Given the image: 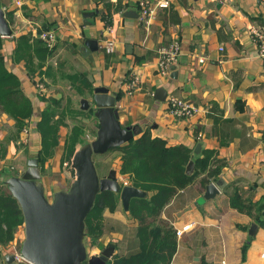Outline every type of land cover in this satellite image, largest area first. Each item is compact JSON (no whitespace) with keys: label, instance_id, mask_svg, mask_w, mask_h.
Segmentation results:
<instances>
[{"label":"crops","instance_id":"1","mask_svg":"<svg viewBox=\"0 0 264 264\" xmlns=\"http://www.w3.org/2000/svg\"><path fill=\"white\" fill-rule=\"evenodd\" d=\"M140 1L0 0L12 29L10 36H2V53L34 103L26 132H18L15 121L0 112V186L24 172L29 159L39 152L41 136L35 127L47 106L39 99L35 77H30L23 61L13 58L17 38L24 34L38 38L52 29L56 35L52 52L35 56L43 62L47 84L68 81L82 94L80 100L92 97L95 87H107L117 96L120 123L136 127L135 137L149 128L169 146L191 147L194 157L214 149L226 159L220 177L210 181L221 185L213 198L205 197L208 184L200 175L164 207L161 218L174 227L175 234L188 226L181 236L176 234L177 250L170 264H264V229L257 224L251 234L256 222L229 202L236 191L248 201L264 196V59L254 37L256 31L264 34V0H168L169 6L158 7L149 25L141 20ZM107 3H112L110 10ZM173 11L179 22L172 19ZM87 39L97 40L98 50L89 51ZM174 39L181 45L176 68L168 76L160 75L158 48ZM106 40L114 42L112 53L103 48ZM72 75L78 80L72 82ZM161 87L167 92L162 101L155 97ZM173 97L189 101L198 111L188 117L174 114ZM87 110L96 123V135L98 119L92 108ZM110 152L116 156L106 171L114 168L118 177L128 180V175L120 173L119 152L105 154ZM41 174L50 199L54 192L66 189L55 180L47 182ZM119 204L125 221L121 220L119 230L108 228L106 216L119 212ZM103 215L105 232L97 243L104 248L114 245L110 261L137 252V222L120 199L115 211L105 210ZM24 235L20 226L10 243L0 244V264H17L7 261V256L13 254V246L22 244ZM251 236L243 255L242 247ZM88 242L90 255L104 249L100 243Z\"/></svg>","mask_w":264,"mask_h":264},{"label":"trees","instance_id":"2","mask_svg":"<svg viewBox=\"0 0 264 264\" xmlns=\"http://www.w3.org/2000/svg\"><path fill=\"white\" fill-rule=\"evenodd\" d=\"M108 10L112 3L106 4ZM172 19L179 22L177 12L173 11ZM13 58L23 61L30 77L44 76L42 61H36V54L51 53L40 38H33L31 34L20 35ZM3 37L0 34V112L10 116L15 121L18 132L26 127L34 112V103L25 93L19 76L8 69L2 53ZM51 75V69H48ZM78 80L77 75L70 79ZM41 101L47 103L35 130L41 136V148L35 155L39 159L41 171H44L45 161L52 157L60 143V128L65 124L67 112L76 116L81 113L61 104V100L47 98L38 94ZM68 108V109H67ZM216 111V109L212 110ZM217 112V111H216ZM84 124L75 125L64 141V158L71 166L78 145L87 143L83 139ZM120 154V173L128 175L129 185L146 192L145 197H134L128 209L132 218L137 222L136 237L139 241V250L125 257L115 260L117 264H170L177 250L175 229L170 223L161 218L164 207L176 193L192 182L196 177L203 175V184L217 180L223 168L227 165L224 158H220L214 149H205L200 157H194L192 148L183 144L169 146L167 141L154 137L148 128L134 137L125 145L115 148ZM194 161V172L187 174L189 162ZM71 169H73L71 167ZM73 171H75L73 169ZM120 196L114 191H103L96 197L95 204L85 220V240L92 245L104 248L103 243H97L104 235V211H115ZM230 206L249 215L261 228L264 229V196L257 201L244 199L238 191L229 197ZM24 224V217L17 199L13 196L7 183L0 186V244L10 243L16 230ZM254 236V235H253ZM251 236L243 245L245 255L253 238Z\"/></svg>","mask_w":264,"mask_h":264},{"label":"water","instance_id":"3","mask_svg":"<svg viewBox=\"0 0 264 264\" xmlns=\"http://www.w3.org/2000/svg\"><path fill=\"white\" fill-rule=\"evenodd\" d=\"M0 34L10 36L12 29L0 5ZM89 51L98 50L95 39H87ZM173 65L171 69H175ZM167 92L158 88L155 97L165 100ZM117 96L110 94L104 86L95 87L91 99L83 98L81 108H92L98 119L96 137L77 149L72 157L71 167L75 179L68 189L53 193L50 199L42 179L40 162L37 157L29 159L27 168L20 175H12L7 185L17 199L24 217V239L21 244L23 257L31 264H117L110 259L114 245L104 248L98 255H89L85 242V220L93 208L99 193L109 190L120 196L125 210L134 197H145L146 192L132 185H122L116 169L105 175L98 174L94 154H103L121 147L137 134L134 126H122L116 107ZM187 174L194 172V161L187 165ZM221 185L210 182L205 197L213 198ZM258 225L252 224L250 233L255 234ZM14 254L7 261L14 262Z\"/></svg>","mask_w":264,"mask_h":264},{"label":"rangeland","instance_id":"4","mask_svg":"<svg viewBox=\"0 0 264 264\" xmlns=\"http://www.w3.org/2000/svg\"><path fill=\"white\" fill-rule=\"evenodd\" d=\"M47 31H49V30H47ZM39 35H38V38H39ZM43 42L46 44L45 41H43ZM49 48H51V47H49ZM35 78L38 82H40L44 86V89L39 92L40 94L44 95L46 92L47 98L59 99V100H61L60 101L61 104L66 105V107H68V106L70 108L77 107V108L81 109L82 103H81L80 99L82 98V96H81L82 94L77 90L76 87H74L72 85V83L67 81L66 83L60 84L59 86L57 83H56V85L51 86V84L46 83L47 80H45L44 76L41 77L38 74V75H36ZM84 94L88 95L87 93H84ZM89 98L91 99V96L88 97L87 99H89ZM93 121H94L93 118H90V115H88V110L83 109V110H81V113L76 115V116H72L69 114V112H67L65 124L62 125L60 128V139L63 141L60 142L59 146L56 149L55 154L52 157H49L45 161V164H44L43 174L45 176V179H47V182H48V179L51 181L55 180L56 182H58V184H57L58 186H62V184H63L66 189H68L70 187V185L72 183L71 181H73L75 179V171H73V169H71L69 161H64V160H66L63 156L64 150H65L64 138L66 135H69L71 133V129L75 125H82L84 123L85 131H84V134L82 137L86 142L92 141L96 137V135H94V132H93V130H95V128H96V123H94ZM23 129H24V132H26L25 131L26 127ZM80 147H81V145L79 144L77 149H79ZM104 154L105 153L94 154V156H93L98 174L100 176L108 173V171H106L107 165H110L109 162H112L114 160V157L116 156L115 152H110V153H107L105 155ZM71 161H72V158H71ZM12 170H15V169L13 168ZM106 219H109V220H106L108 228L114 226V229L119 230V226H120L119 223L121 222V220L125 221V217L122 216V214H121V205L119 204V212L117 210L115 212L114 216H106ZM22 226L24 227V224ZM115 226H116V228H115ZM23 239H24V237H23ZM85 242H86V240H85ZM87 243H89L88 240H87ZM89 255H90V251H89Z\"/></svg>","mask_w":264,"mask_h":264},{"label":"built area","instance_id":"5","mask_svg":"<svg viewBox=\"0 0 264 264\" xmlns=\"http://www.w3.org/2000/svg\"><path fill=\"white\" fill-rule=\"evenodd\" d=\"M169 6L168 0H159L157 2H152L151 0H141L139 2V10H140V16L141 20L144 22V24L149 25L152 21V18L155 16L156 9L164 8ZM255 41L258 45V54L261 58L264 59V34H262L259 31H256L254 34ZM39 38L46 42L48 47H53L56 42V35L53 30L49 31H43ZM103 48L107 53H112L115 50V45L112 40H106L104 43ZM181 54V45L178 40H172L166 44L161 45L158 48V68L160 75L168 76L171 72V67L173 65H176L179 59V56ZM201 62H204L205 59L202 57L200 59ZM35 87L40 92L44 89L43 84L38 82L35 78ZM171 106L174 109V114L182 117H188L192 115L194 112L198 111V107L190 103L189 101H186L185 99H179L173 97L171 100ZM27 128L25 129V131ZM120 182L122 185H129V182L127 179L123 177H119ZM188 228V226L183 227L182 229H178L176 231L177 236H181L183 233V230ZM21 245H15L13 246V254L15 258V262L17 264L20 263H29L22 255L21 251Z\"/></svg>","mask_w":264,"mask_h":264}]
</instances>
